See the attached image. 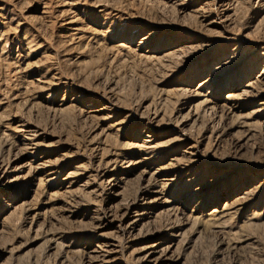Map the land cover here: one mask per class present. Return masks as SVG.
<instances>
[{
  "label": "rangeland",
  "instance_id": "374dc122",
  "mask_svg": "<svg viewBox=\"0 0 264 264\" xmlns=\"http://www.w3.org/2000/svg\"><path fill=\"white\" fill-rule=\"evenodd\" d=\"M256 78L264 0H0V264H264ZM208 93L246 108L208 110ZM110 238L117 253L88 261Z\"/></svg>",
  "mask_w": 264,
  "mask_h": 264
},
{
  "label": "bare ground",
  "instance_id": "6f19581e",
  "mask_svg": "<svg viewBox=\"0 0 264 264\" xmlns=\"http://www.w3.org/2000/svg\"><path fill=\"white\" fill-rule=\"evenodd\" d=\"M184 3V2H183ZM205 17V16H204ZM237 49V48H236ZM153 50V49H152ZM212 81V79H206L202 82H200L199 86H198V90L201 89L200 91H197L198 93V96L199 94H201V92H204V88L203 87H206L209 85V83ZM240 82V81H239ZM238 83V82H237ZM236 83V84H237ZM240 84V83H238ZM263 79H259V78H256L255 81L253 82H249L248 84L245 85V89L243 91V94L249 98L250 100H256L258 98H261L262 99V102H260L259 105V108L253 112L252 114H256V113H262L264 114V98H263V95H264V90L262 89V86H263ZM202 95H204L202 93ZM200 95L202 98H203V101L200 103V105L204 108H207L208 110H215L214 108L219 107L221 108L220 106H222V109H226L225 107H227L228 105H231V107L228 108V110L232 113L236 112L235 109L237 110H243L246 108L245 104H242V103H235L236 101V96L235 95H229L227 96V99L225 101V103L223 105H220L218 106L216 103H215V99L211 96H209V93L206 94V96H202ZM80 98H84V96H80L78 99ZM80 101V100H79ZM247 101V100H246ZM234 103V104H232ZM206 109V110H207ZM217 110V109H216ZM215 110V111H216ZM229 112V114H231ZM222 118V117H221ZM149 131V130H148ZM151 132V131H150ZM149 132V133H150ZM147 138L151 139V140H144V145L145 147H148L146 145H149L150 147L152 146V144L154 143V137H151V135H148ZM182 138V137H181ZM185 139H187V135H185L183 138H182V141H184ZM37 145V144H36ZM142 147V146H141ZM140 147V148H141ZM139 148V149H140ZM142 149V148H141ZM148 149H153V148H148ZM190 150H193L192 152L189 153V158H187V160L185 161L186 164H183L184 166L186 167H189V166H193V165H196L197 163H199L198 159H197V155L195 153V149L196 147L195 146H192L189 148ZM155 158L153 157H150V159H147L146 161L148 162H151L152 160H154ZM185 160V159H184ZM181 164V163H180ZM190 164V165H189ZM42 167H46L45 165L42 166ZM194 168V167H193ZM79 169V168H78ZM81 169V168H80ZM76 171L75 173L72 172L68 175V177L65 179L66 181V186L68 185V189H72V188H75V185L78 183V181L83 177V173L80 171ZM165 168H161L160 170H164ZM43 172L42 168H36L34 169V172L31 173V175L33 177H36L34 179H39L41 180L40 178H38L39 176H41V173ZM156 172V171H155ZM157 172H159L157 170ZM119 171H115V174H113L112 176L108 177L107 174L104 175V180L105 182L107 183L108 185V188H107V191L108 190H112L116 187H118V183L122 181V174L124 173H119ZM156 174V173H155ZM38 175V176H37ZM49 175H57L55 171H52ZM42 178V177H41ZM169 181H175V180H169ZM164 185V184H163ZM66 188V187H65ZM152 190V179L151 181L143 188L140 190L141 193H150ZM68 192V191H67ZM196 192V191H195ZM193 192V193H195ZM154 193H158V192H154ZM162 193V192H160ZM186 193V192H185ZM192 196V193H186V194H183L181 195V198L180 199H187V198H190ZM246 196V195H245ZM245 198V197H243ZM248 198V197H247ZM246 198V199H247ZM242 199V198H241ZM240 200V199H239ZM245 200V199H244ZM237 201V200H236ZM246 201V200H245ZM244 201V202H245ZM238 202H236L234 205L231 204V205H226L224 210L221 211V212H213V214L211 215V217H215V216H219V215H224L225 213V210H230L232 209V207H234L235 205H237ZM241 205V204H240ZM243 205V204H242ZM102 208V207H101ZM93 213H98L97 210H94ZM102 213V212H101ZM104 213V212H103ZM148 215V214H147ZM226 216V215H224ZM106 217V216H105ZM96 220H97V223L99 224V226L103 225V224H106L105 223V219L104 218H101L100 216H97L95 217ZM140 219L138 220H132V221H127L124 226H123V229H122V232H123V235H127V234H131L133 233L134 231L137 230V228L139 227L140 225ZM102 237H108L106 236L105 234L104 235H101ZM108 239V238H107ZM118 248H120L119 244L117 243V240L115 238H110V240H107V241H104L102 243H99L97 246H96V249L95 250H92L89 254H88V261H91V262H96V261H102V262H108V260L112 257V255H114L115 253H117L116 250H118ZM171 262L170 258L166 255V254H160L158 255V252L155 250V251H151L147 254L146 256V260L143 264H169Z\"/></svg>",
  "mask_w": 264,
  "mask_h": 264
}]
</instances>
